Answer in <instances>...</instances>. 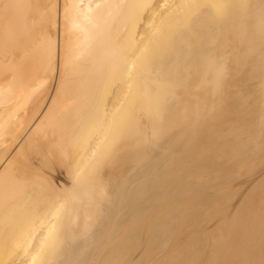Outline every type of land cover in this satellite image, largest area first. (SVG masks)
<instances>
[{
	"label": "bare ground",
	"instance_id": "obj_1",
	"mask_svg": "<svg viewBox=\"0 0 264 264\" xmlns=\"http://www.w3.org/2000/svg\"><path fill=\"white\" fill-rule=\"evenodd\" d=\"M0 264H264V0H0Z\"/></svg>",
	"mask_w": 264,
	"mask_h": 264
}]
</instances>
